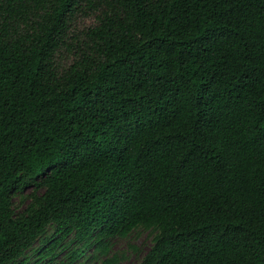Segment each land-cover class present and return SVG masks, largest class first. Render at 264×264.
I'll return each instance as SVG.
<instances>
[{
  "label": "trees",
  "instance_id": "obj_1",
  "mask_svg": "<svg viewBox=\"0 0 264 264\" xmlns=\"http://www.w3.org/2000/svg\"><path fill=\"white\" fill-rule=\"evenodd\" d=\"M139 229L138 264H264V0H0V264Z\"/></svg>",
  "mask_w": 264,
  "mask_h": 264
},
{
  "label": "rangeland",
  "instance_id": "obj_2",
  "mask_svg": "<svg viewBox=\"0 0 264 264\" xmlns=\"http://www.w3.org/2000/svg\"><path fill=\"white\" fill-rule=\"evenodd\" d=\"M96 22L94 16L78 17L75 23V31L84 29ZM61 66H66L71 62V55L63 51L57 57ZM151 235L147 230L139 229L127 237H115L109 240L110 251L119 257L118 264H138L142 256L149 249ZM88 264H98V260H89Z\"/></svg>",
  "mask_w": 264,
  "mask_h": 264
}]
</instances>
